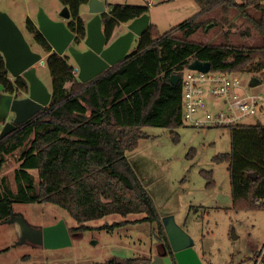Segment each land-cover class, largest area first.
I'll use <instances>...</instances> for the list:
<instances>
[{
  "label": "trees",
  "instance_id": "obj_1",
  "mask_svg": "<svg viewBox=\"0 0 264 264\" xmlns=\"http://www.w3.org/2000/svg\"><path fill=\"white\" fill-rule=\"evenodd\" d=\"M194 1L200 7L196 17L163 35L150 25L137 49L125 61L87 84L78 79L75 67L70 64L71 57L58 55L39 32L37 21L27 20V31L47 54V69L53 78L52 99L42 112L0 140L1 173L5 157L23 147L34 135L16 170V200L9 191L0 199L1 221H7L13 204L22 201L48 203L65 210L75 222V226L68 227L70 234L95 229L112 232L139 223L157 224V238L172 255L154 201L127 154L148 137L143 131L145 127L173 129L184 125L182 85L174 86L171 76L180 75L192 61L210 62L212 71L226 73L244 72L257 63L264 82V0H243L241 5L235 0ZM60 2L70 11L69 28L78 38L84 37L86 26L80 12L89 0ZM220 5L238 7L261 36V44L238 47L188 41L189 33L202 27L197 19ZM109 7V12L103 15L108 37L120 24L149 13L147 6ZM249 7H254L259 17L250 16L246 12ZM180 32L186 33L178 36ZM0 84L9 94L21 96L29 91L23 77L15 82L10 79L1 54ZM227 129L231 151L219 154L214 162L228 165L233 208L264 210V124ZM33 172L37 173L39 182L35 181ZM203 174L208 179L207 187L213 186L210 172ZM133 216L139 217L129 218ZM109 217H121L123 221L109 225L105 222ZM151 261L133 257L123 263L113 260L105 264H149Z\"/></svg>",
  "mask_w": 264,
  "mask_h": 264
},
{
  "label": "rangeland",
  "instance_id": "obj_2",
  "mask_svg": "<svg viewBox=\"0 0 264 264\" xmlns=\"http://www.w3.org/2000/svg\"><path fill=\"white\" fill-rule=\"evenodd\" d=\"M111 1L147 7L150 2ZM160 1L153 0L155 6L152 17L162 35L179 28L200 13L198 8H192L196 6L193 0H172L163 4ZM235 2L238 5L244 3L243 0ZM61 6L60 0H0V11L13 19L32 50L42 54L45 64L40 65L38 75L50 91L53 78L47 69V55L27 32L25 23L28 17L35 19L40 8L46 13H52ZM194 8L196 9L193 10ZM246 12L250 16L259 17L254 7H249ZM59 14L53 15L59 17ZM197 22L202 27L189 33L188 41L238 47H256L262 41L238 7L225 8L220 5L199 17ZM185 33L177 35L183 36ZM70 64L75 66L73 59H70ZM260 73L257 63L244 72H233L245 78H260ZM262 90L264 82L256 91ZM243 124L256 125L257 120L248 118ZM143 131L148 137L142 139L137 149L127 156L154 201L160 219L173 216L177 224L194 239L196 248L202 249V253L206 254L211 264H255L256 255L264 247V210L236 211L233 208L228 165L214 162L219 154L231 151L229 130L196 128L184 123L173 129L145 127ZM1 132L0 130V136ZM33 139L34 135L30 136L23 147L5 157L0 173V199L9 191L16 200V170L23 151ZM204 172L212 175L213 186L207 187L208 179ZM33 177L39 182L36 172H33ZM12 209L13 214H22L34 229L54 225L59 220H64L69 228L75 226L67 212L56 205L18 201L13 204ZM115 221L121 222L123 219L109 217L105 220L109 225ZM158 232V225L149 223L119 227L112 232L98 229L76 232L71 234V246L51 250L29 241L21 243L19 224L0 220V264H105L133 257L153 260L166 250L165 243L157 238Z\"/></svg>",
  "mask_w": 264,
  "mask_h": 264
},
{
  "label": "water",
  "instance_id": "obj_3",
  "mask_svg": "<svg viewBox=\"0 0 264 264\" xmlns=\"http://www.w3.org/2000/svg\"><path fill=\"white\" fill-rule=\"evenodd\" d=\"M86 5H88L90 18L87 23L84 21L86 33L82 38H78L68 26L71 15L67 7L61 10L59 20L51 18L43 8L39 9L36 17L39 32L58 55H69L73 59L76 75L84 84L97 79L125 61L135 39L141 38L150 26V16L144 14L128 22L125 26L126 32L112 40L115 30L108 37L104 29L103 15L107 13L105 3L100 0H89ZM0 53L5 60L9 76L12 79L23 77L29 85L28 97L18 98L6 93L4 85L0 84V130L2 131L0 140H2L13 134L18 125L25 124L48 107L52 92L38 75L40 65L45 64L42 54L32 50L17 24L7 13L1 11ZM189 69L206 73L212 69V66L210 62L195 60L190 63ZM180 81L179 74L172 75L171 82L174 86H177ZM261 84L260 78L252 77L251 87ZM11 117L13 120H10ZM7 222L19 224L21 243L29 241L51 250L65 248L72 244L71 234L64 220H59L56 224L42 229H34L22 214L12 213ZM162 223L172 255L168 254L166 249L149 264H204L196 251L194 239L177 224L173 216L164 218Z\"/></svg>",
  "mask_w": 264,
  "mask_h": 264
},
{
  "label": "built area",
  "instance_id": "obj_4",
  "mask_svg": "<svg viewBox=\"0 0 264 264\" xmlns=\"http://www.w3.org/2000/svg\"><path fill=\"white\" fill-rule=\"evenodd\" d=\"M182 120L196 128H230L248 118L264 124V90L251 87L252 77L185 67L180 71ZM255 264H264V247Z\"/></svg>",
  "mask_w": 264,
  "mask_h": 264
},
{
  "label": "crops",
  "instance_id": "obj_5",
  "mask_svg": "<svg viewBox=\"0 0 264 264\" xmlns=\"http://www.w3.org/2000/svg\"><path fill=\"white\" fill-rule=\"evenodd\" d=\"M100 1H102V2H104L105 3V5H106V11H107V13L109 12V10H110V7H109V5L110 6H114V5H116L117 3H115V1H111V0H100ZM166 1H172V0H161L160 2V4H163L164 2H166ZM175 1H177V0H175ZM194 1V0H193ZM195 2V1H194ZM196 3V2H195ZM125 4V3H124ZM148 4V8H149V15H150V17H151V20H150V25H153V26H155V28L158 30V25L155 23V22H153V17H152V10H153V8H154V6H155V3L153 2V0H150V2H148L147 3ZM117 5H123V4H117ZM130 6H133V5H130ZM138 6H140V5H138ZM144 6V5H143ZM193 7H196V8H198V10L200 11V7L196 4V6H192V8ZM196 8H194L193 10H195ZM63 9V5L59 8V9H56V11H54V12H52V13H48L49 14V16L51 17V18H53V19H55V20H59L60 18L59 17H56V16H54L53 14H59V12H61V10ZM88 5H84V6H82V8H81V12H80V16L82 17V19L87 23L88 22V19L90 18V15H88ZM198 13V12H197ZM51 14V15H50ZM28 19H31V20H33V21H36V18L35 19H33V18H31V17H28ZM27 19V20H28ZM192 19V18H191ZM189 20V19H188ZM187 21V20H186ZM185 22V21H184ZM126 24L127 23H123V24H120L116 29H115V32H114V36H113V39L112 40H114L115 38H117L118 36H120V35H122V34H124L125 32H126V30H125V26H126ZM25 26H26V23H25ZM26 29H27V27H26ZM159 31V30H158ZM28 32V31H27ZM29 33V32H28ZM159 33H160V31H159ZM32 35V34H31ZM33 36V35H32ZM139 42H140V38H136L135 39V42L133 43V46H132V49H131V51H130V54L133 52V51H135L136 49H137V47H138V45H139ZM40 47V46H39ZM41 48V47H40ZM42 49V48H41ZM43 50V49H42ZM1 54V53H0ZM46 54V53H45ZM129 54V55H130ZM2 55V54H1ZM47 55V54H46ZM74 67H76V65L74 66ZM109 71V70H108ZM106 73V72H105ZM104 73V74H105ZM103 74V75H104ZM173 75H175V74H173ZM172 77V76H171ZM172 83V82H171ZM195 248H196V245H195ZM196 251L198 252V254H199V256L201 257V259H202V261H203V263L204 264H211V262H209L208 260H207V258H206V254H203L202 253V249H198V248H196ZM119 262H124V261H119Z\"/></svg>",
  "mask_w": 264,
  "mask_h": 264
},
{
  "label": "flooded vegetation",
  "instance_id": "obj_6",
  "mask_svg": "<svg viewBox=\"0 0 264 264\" xmlns=\"http://www.w3.org/2000/svg\"><path fill=\"white\" fill-rule=\"evenodd\" d=\"M13 82H15L16 79H12L10 78ZM14 96L18 97V98H25L28 97L29 95V91L28 92H23V94L21 96L16 95V93L13 94ZM10 120H13V117L10 118Z\"/></svg>",
  "mask_w": 264,
  "mask_h": 264
},
{
  "label": "bare ground",
  "instance_id": "obj_7",
  "mask_svg": "<svg viewBox=\"0 0 264 264\" xmlns=\"http://www.w3.org/2000/svg\"><path fill=\"white\" fill-rule=\"evenodd\" d=\"M44 61V60H43ZM40 65V64H39Z\"/></svg>",
  "mask_w": 264,
  "mask_h": 264
}]
</instances>
